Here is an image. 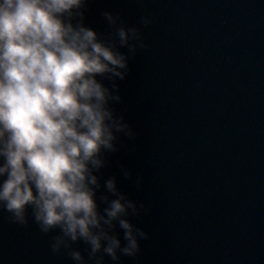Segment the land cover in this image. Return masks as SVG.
<instances>
[{
  "label": "water",
  "instance_id": "obj_1",
  "mask_svg": "<svg viewBox=\"0 0 264 264\" xmlns=\"http://www.w3.org/2000/svg\"><path fill=\"white\" fill-rule=\"evenodd\" d=\"M102 10L125 26L153 18L118 81L116 110L137 138L121 136L128 147L102 170L145 206L128 219L148 239L104 264H264V0H89L84 22L105 34ZM8 217L0 208V264H74L50 251L56 232L41 233L30 209L27 226Z\"/></svg>",
  "mask_w": 264,
  "mask_h": 264
},
{
  "label": "clouds",
  "instance_id": "obj_2",
  "mask_svg": "<svg viewBox=\"0 0 264 264\" xmlns=\"http://www.w3.org/2000/svg\"><path fill=\"white\" fill-rule=\"evenodd\" d=\"M88 3L0 0V208L21 226L30 209L41 233L56 232L53 254L104 264L105 256H136L139 240L148 239L128 219L147 209L102 170L128 147L121 136L137 138L126 109L116 110L123 103L118 81L128 76L129 58L147 47L141 27L153 18L125 26L119 13L102 10L108 31L100 34L84 22ZM134 183L141 187L139 177Z\"/></svg>",
  "mask_w": 264,
  "mask_h": 264
}]
</instances>
